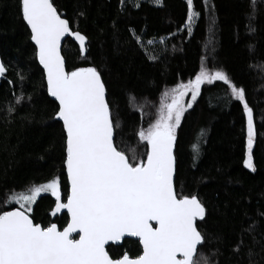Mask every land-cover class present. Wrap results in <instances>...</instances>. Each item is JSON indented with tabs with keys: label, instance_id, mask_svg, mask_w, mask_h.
Masks as SVG:
<instances>
[{
	"label": "trees",
	"instance_id": "obj_1",
	"mask_svg": "<svg viewBox=\"0 0 264 264\" xmlns=\"http://www.w3.org/2000/svg\"><path fill=\"white\" fill-rule=\"evenodd\" d=\"M52 2L71 28L87 38L84 54L72 39L65 41L67 70L93 66L101 73L112 119L119 123L116 141L130 159L144 158L146 142L137 133L154 120L163 94L194 78L202 67L222 69L245 89L254 115V170L243 163V105L227 85L214 81L201 85L177 129L175 187L178 195L198 194L205 206V217L197 221L204 236L198 248L210 264H264V2L258 0L253 19L250 0H208L207 9L203 0H194L199 15L191 33L185 26L186 0ZM130 30L145 43L138 45ZM149 40L155 43L149 45ZM35 53L19 0H0V57L7 69L0 82V211L18 207L14 200L13 205L6 202L13 192L54 177L67 196L65 132ZM15 96L22 97L19 103ZM194 143H199L195 159ZM54 205L50 192L41 194L32 204L31 218L63 229L68 214L53 217ZM107 250L115 259L125 252L135 257L142 247L125 239Z\"/></svg>",
	"mask_w": 264,
	"mask_h": 264
},
{
	"label": "snow or ice",
	"instance_id": "obj_2",
	"mask_svg": "<svg viewBox=\"0 0 264 264\" xmlns=\"http://www.w3.org/2000/svg\"><path fill=\"white\" fill-rule=\"evenodd\" d=\"M155 2L159 4L160 0ZM257 2L250 0L249 15L253 19ZM203 3L207 9L208 0ZM186 4L185 26L191 33L199 13L194 0H186ZM19 7L43 66L47 92L57 102L55 118L63 122L68 190L66 201H62L59 179L54 177L8 196L6 202L14 200L19 207L0 211V264H210L209 257L199 251L204 236L196 226L205 217V206L198 194L178 195L174 188V147L186 111L181 97L190 92L187 107H191L202 84L221 81L227 85L231 96L243 105L247 119L243 163L254 170V115L246 102L245 89L236 86L222 69L202 67L194 78L172 89L170 103L161 100L156 119L137 133L139 141L146 142L144 158L130 159L116 141L114 133L119 123L112 119L101 73L93 66L66 70L60 51L62 37H74L84 54L86 36L71 29L52 0H19ZM211 23H215L214 16ZM130 32L138 45L145 43L133 30ZM6 71L0 62V76ZM163 95L167 97L168 93ZM21 99L15 96L17 103ZM8 111L12 112V107ZM192 148L195 159L199 143ZM47 192L55 197L53 214L67 210L68 221L62 230L55 223H35L30 216L32 204ZM73 233L78 238H73ZM126 234L139 238L142 251L135 257L125 252L113 259L106 244L118 242Z\"/></svg>",
	"mask_w": 264,
	"mask_h": 264
},
{
	"label": "water",
	"instance_id": "obj_3",
	"mask_svg": "<svg viewBox=\"0 0 264 264\" xmlns=\"http://www.w3.org/2000/svg\"><path fill=\"white\" fill-rule=\"evenodd\" d=\"M55 6V5H54ZM63 17V16H62ZM64 18V17H63ZM66 19V18H65ZM26 23V22H25ZM71 27V26H70ZM30 29V28H29ZM72 29V28H71ZM73 30V29H72ZM74 31V30H73ZM30 32H31V30H30ZM72 39L78 46H79V43L77 42V41H75V39H74V37H71V36H69V35H65V37H62V39H61V47H60V51H61V55H62V57H63V59L65 60V66H66V70H67V64H66V59H65V57H64V55H63V46H64V43H65V41L67 40V39ZM32 41V40H31ZM32 43L34 44V46H35V43H34V41H32ZM86 46H87V40H86V43H85V50H86ZM36 47V46H35ZM0 62H3L2 61V59H1V57H0ZM38 62H39V60H38ZM40 65V64H39ZM41 66V68L43 69V66L42 65H40ZM44 71V70H43ZM68 71V70H67ZM6 74V73H5ZM5 74L3 75V76H0V82H1V80L2 79H4L5 78ZM105 89H106V87H105ZM50 96V95H49ZM50 98L51 99H53L54 101H55V98H53V97H51L50 96ZM106 100H107V91H106ZM108 102V101H107ZM57 120H59L58 118H56ZM62 124H63V122L61 121V120H59ZM175 150H176V144H175V147H174V155H175ZM65 171H66V169H65ZM67 175V174H66ZM175 179H176V159H175V164H174V173H173V182H174V188H175V190H176V187H175ZM61 196H62V194H61ZM55 198V197H54ZM62 201H64V199H63V197H62ZM66 201V200H65ZM55 206V205H54ZM9 210H11V209H9ZM6 211H8V210H6ZM62 213H67V210L66 209H62V210H60L59 212H57V213H55V214H53V212H52V216L53 217H56L57 215H59V214H62ZM56 224V223H55ZM57 226H58V224H56ZM196 226H197V223H196ZM58 228H59V226H58ZM198 228V227H197ZM60 229V228H59ZM60 230H62V229H60ZM73 235V238H78V234L77 233H73L72 234ZM125 239H133V240H136V241H139V238L138 237H132V236H128L127 234L125 235V237H122L121 238V240L120 241H118V242H108V244H106V251H108L107 250V247L108 246H110V245H121L123 242H124V240ZM142 247V246H141ZM199 247V246H198ZM109 253V252H108ZM110 255V254H109Z\"/></svg>",
	"mask_w": 264,
	"mask_h": 264
},
{
	"label": "rangeland",
	"instance_id": "obj_4",
	"mask_svg": "<svg viewBox=\"0 0 264 264\" xmlns=\"http://www.w3.org/2000/svg\"><path fill=\"white\" fill-rule=\"evenodd\" d=\"M167 93H168V96L167 97H164V95L162 96V98H161V100L162 99H164L165 100V102H168V103H170L171 102V97H172V90H167L166 91ZM191 99V93L189 92V93H187L185 96H183V97H181V100H182V102L184 103V105H185V108H186V110L189 108V107H187V102H188V100H190ZM161 100H160V102L158 103V106H157V108H156V111L154 112V120L156 119V115H157V109L159 108V106H160V103H161ZM194 102V101H193ZM193 104V103H192ZM153 120V121H154ZM152 121V122H153ZM149 126V125H148ZM148 126H146V127H144V129H146ZM41 194H43V193H41ZM40 194V195H41ZM39 195V196H40ZM38 196V197H39ZM37 197V198H38ZM37 200V199H36ZM9 204H15V202H13V201H10L9 202ZM18 205V204H17ZM18 207H19V205H18Z\"/></svg>",
	"mask_w": 264,
	"mask_h": 264
},
{
	"label": "flooded vegetation",
	"instance_id": "obj_5",
	"mask_svg": "<svg viewBox=\"0 0 264 264\" xmlns=\"http://www.w3.org/2000/svg\"><path fill=\"white\" fill-rule=\"evenodd\" d=\"M63 197V196H62ZM64 199V198H63ZM66 199H64V201H65Z\"/></svg>",
	"mask_w": 264,
	"mask_h": 264
}]
</instances>
